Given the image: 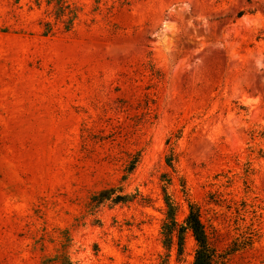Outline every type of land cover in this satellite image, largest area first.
Returning <instances> with one entry per match:
<instances>
[{
    "label": "rangeland",
    "instance_id": "rangeland-1",
    "mask_svg": "<svg viewBox=\"0 0 264 264\" xmlns=\"http://www.w3.org/2000/svg\"><path fill=\"white\" fill-rule=\"evenodd\" d=\"M63 1L0 0V264H193L167 202L264 264V0Z\"/></svg>",
    "mask_w": 264,
    "mask_h": 264
},
{
    "label": "trees",
    "instance_id": "trees-1",
    "mask_svg": "<svg viewBox=\"0 0 264 264\" xmlns=\"http://www.w3.org/2000/svg\"><path fill=\"white\" fill-rule=\"evenodd\" d=\"M57 16H64L69 15L72 10L69 9V5L66 4L63 0H59L57 4ZM74 14V13H73ZM75 16V15H74ZM146 99V105L145 108L148 110L147 112L143 113V116H150L151 111H149V108L147 109V103H148V95H145ZM112 189H103L98 194H96L95 197H97L98 200H105L110 198V193ZM124 196H118L114 200L119 201L122 200ZM167 214L171 221L172 225L169 230L168 234L171 236L172 232H176L175 236L177 237V244L179 246V250L181 248L182 240H183V234L186 230L190 231L192 236L194 237L196 241V249L194 253V260L193 264H227L225 260L221 258L219 255L216 247L213 245V243L210 241L209 235L205 229V226L203 222L201 221L200 217V211L197 205L194 203L189 204V210L188 214L184 219V222L182 225L177 224L175 217H174V205L172 203L167 202ZM171 239L170 237H168ZM170 242V241H169ZM250 241L244 240L242 242L241 247H246L250 245Z\"/></svg>",
    "mask_w": 264,
    "mask_h": 264
}]
</instances>
